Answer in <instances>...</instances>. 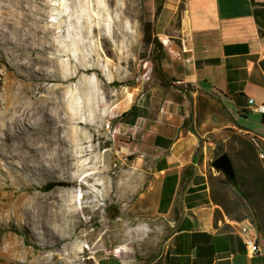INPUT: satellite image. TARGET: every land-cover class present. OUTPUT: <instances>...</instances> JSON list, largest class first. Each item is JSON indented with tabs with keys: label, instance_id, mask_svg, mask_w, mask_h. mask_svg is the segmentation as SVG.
I'll return each instance as SVG.
<instances>
[{
	"label": "rangeland",
	"instance_id": "rangeland-1",
	"mask_svg": "<svg viewBox=\"0 0 264 264\" xmlns=\"http://www.w3.org/2000/svg\"><path fill=\"white\" fill-rule=\"evenodd\" d=\"M40 1H45L42 14L46 16L34 11L35 0L30 3L0 0V126L12 116L19 91L30 101L54 85L61 86L63 89L55 91V95L64 91L62 99L66 108L74 116L83 115L65 123L70 127L68 138L77 158L70 171L74 177L48 171L33 176L19 158L12 156V141L5 140L2 131L0 264H99L100 258L114 256L137 264H157L162 259L168 228L156 210L151 157H140L139 149L133 152L138 136L119 127L122 114L144 96L153 92L159 99L171 86H183L177 82L178 69L172 49L179 44L181 18L177 12L171 20L159 19L161 12L156 10L162 0ZM50 29H54L53 43L49 41L51 47L46 55L58 57L62 64L71 61L69 69L63 66L68 75L64 74L59 81L56 77L32 78L26 64L34 49L42 48L39 43L35 44L36 48L30 46L31 33ZM156 35L163 49L154 48ZM78 49L81 55L77 53L75 57ZM162 70L167 77H163ZM92 98L97 104L96 113L89 107ZM78 102L83 109L78 107ZM62 113L59 116L65 118L66 114ZM44 125L40 121L36 127L41 130ZM226 135V146L217 144L208 149L206 171L211 199L217 205L216 217L250 220L258 227L254 209L236 184L213 167L215 148L219 146L230 153L234 166H243L238 148L231 146L238 143L239 135L232 131ZM260 145L264 149V143ZM82 162L84 167L80 166ZM86 174L93 178L89 184L84 183V188L78 182L75 184L73 180ZM68 190L72 192L67 198L75 202L74 207L67 205L68 210L81 205L80 192L85 207L80 212L81 218L76 219L78 222L70 217L66 224H61L51 214L56 210L53 205L65 204L64 194ZM259 231L264 249V235Z\"/></svg>",
	"mask_w": 264,
	"mask_h": 264
},
{
	"label": "crops",
	"instance_id": "crops-1",
	"mask_svg": "<svg viewBox=\"0 0 264 264\" xmlns=\"http://www.w3.org/2000/svg\"><path fill=\"white\" fill-rule=\"evenodd\" d=\"M254 1H161L159 19L170 20L184 3L172 49L177 82L190 83V95L179 86L159 99L151 92L120 120L139 138L132 151L151 157L156 210L168 228L160 264H264V249L247 252L242 221L216 217L206 171L208 149L226 146L229 131L264 143V113L254 109L264 101V0ZM99 264L137 262L114 256Z\"/></svg>",
	"mask_w": 264,
	"mask_h": 264
},
{
	"label": "bare ground",
	"instance_id": "bare-ground-1",
	"mask_svg": "<svg viewBox=\"0 0 264 264\" xmlns=\"http://www.w3.org/2000/svg\"><path fill=\"white\" fill-rule=\"evenodd\" d=\"M27 1H28V3H30V1H32V0H27ZM35 1H37V4H34L35 6L33 5L34 7H36V9H34V7H33L34 11L36 10L37 13L42 14V9L44 7L43 3L45 1L43 3L40 0H35ZM23 2H24V0H23ZM91 8H92V5H91ZM93 11H95V10H93ZM30 15H32V14H30ZM42 15L46 16V13L42 14ZM96 19H98V18L96 17ZM11 20H13V19L11 18ZM39 20H43V18H40ZM29 22L31 23V21H29ZM25 24H23V26ZM12 25H14V24H12ZM39 27H41V26H39ZM53 31H54V29H52V30L50 29V31L49 30L48 31H42V33H39V32L37 33L35 31V32L31 33V36H30L31 39H29V40H31L30 46L31 45L35 46L36 43H39L42 46V48H40V49L39 48L37 49L35 46V48H36V49H34L35 53L32 54L33 56H31V54H29L31 56V58L30 59L27 58V59H29V62L27 61L28 63H26V64H29L28 65L29 74L31 75L32 78H37V80H45V79L47 80V79H51V77H56L55 80L59 81V80L63 79L64 74L68 75V72H66V70L63 69V66L66 67V69H69L68 66L71 64V61H67V62H64V64H62L60 61H58L59 60L58 57L49 58L46 55L47 48L50 46L48 44L49 41L53 43V37H52ZM166 39H168V38H166ZM26 43H28V42H26ZM23 44H24V42H23ZM40 45H39V47H40ZM34 46H33V48H34ZM78 51H79V49L77 51H75V57H78V54H77V53H79ZM25 52H26V50H25ZM27 54H26V56H27ZM67 54H69V52H67ZM16 55H17V53H16ZM79 55H81V53H79ZM78 65L80 66V64H78ZM52 67H53V69H51ZM84 70H88V68L84 69ZM25 83H26V81H25ZM61 88H62L61 86L58 87V86L54 85L52 88L47 89L45 94H43L37 98L35 97V99L32 97L34 100L30 99V101L25 100L27 98V95L25 93H23L22 90H21L22 92L19 91L17 93V98H18L17 102L18 103L14 107V111L12 113V116L8 113L11 117L9 118V120L4 125L1 124V126H0V135H1L2 131H4L5 140H7L9 142L12 141V144H10V147L12 149V153H11V151H10V153L12 154L13 157L19 158L25 164L24 167L28 171L32 172L33 176L38 175L39 173L48 171V173L49 172H51V173L60 172L62 174V176L65 175L67 177H74V175H72L70 173V171L72 168H74L75 163L73 161L77 157L74 156V154H73L72 143H70L71 139L68 138L69 134H70L69 133L70 127L65 125V123L71 122L72 120H75V119H79V118L81 119V118H83V115L74 116L75 113L70 112L66 108V104H65L64 100L62 99V93H64V91L63 92L60 91L59 95H55V91L61 90ZM74 91H76V88L74 89ZM82 106L83 105L80 102H78V107L80 109H83ZM89 107L91 108L92 112H94V113L97 112V104L93 98L90 101ZM62 112H64L66 114L65 118H62L59 116ZM40 121H43L46 124L43 126L44 128H42V129L40 128L41 130H39V128L36 127V125L39 124ZM62 122L64 124H61ZM81 122L82 121H80V122L77 121V123H79V124ZM74 128H75V126L72 127V129H74ZM65 129H67V130H65ZM62 133H63V135H62ZM0 144H1V142H0ZM80 166L84 167L83 162L80 163ZM92 180H93V178L88 177V174H86V175L82 176V178L76 179L73 181L75 182V184L78 182L82 186L84 183L89 184L90 181H92ZM68 181H71V180H68ZM61 182H63V181H61ZM96 185H97V183L93 184V186H95V187H96ZM71 192L72 191H70V190L65 191V194H64L65 204L63 203V204H61V206L60 205L58 206V204L53 205V207H55L56 210L51 215L55 216L57 221H59L61 224H66L67 221H69L70 217H73L75 219V222H78V220H76V219L81 218L80 212L85 207L82 205V200H81L84 197V195L82 194V192H80L79 193V199H80L81 205L78 206L77 209H74V210L72 209L73 211L68 210L67 205H71V207H74V204H75L73 199L69 200L66 196L68 193H71ZM77 195H78V193H77ZM46 205H48V204H46ZM50 205H52V204H50ZM36 206H37V204H36ZM47 209L48 208H46V210ZM47 211L50 212L49 210H47ZM49 214L50 213H48L46 216H49ZM36 219H38V218H36ZM111 225H112V223H111Z\"/></svg>",
	"mask_w": 264,
	"mask_h": 264
},
{
	"label": "trees",
	"instance_id": "trees-1",
	"mask_svg": "<svg viewBox=\"0 0 264 264\" xmlns=\"http://www.w3.org/2000/svg\"><path fill=\"white\" fill-rule=\"evenodd\" d=\"M253 2H255L253 0ZM162 8V3H158L156 13ZM184 8V3H181L180 9L178 11V17L181 18V13ZM154 48L157 46L160 49H163L162 42H160L159 37L156 35L153 38ZM180 43V40L178 41ZM163 77H167V74L164 70L160 71ZM164 85H168L166 81L163 82ZM188 86H179L180 88L187 91L188 96L190 95L191 84ZM188 124V120H185V125ZM120 130L132 132V128H123L120 125ZM259 144L260 140H257ZM233 149L238 148V152L241 155L243 160L242 168L237 167L236 169V180L237 188L242 194L246 202L254 209L255 217L258 221V229L263 232L264 235V158H261L259 155V146L251 138H246L244 136H238V143L231 145ZM227 152L224 147L219 146L215 148V157L217 158L222 153ZM230 154V153H229ZM231 156V155H230ZM232 158V157H231ZM189 168L185 170L183 182L189 180ZM160 264V263H157Z\"/></svg>",
	"mask_w": 264,
	"mask_h": 264
},
{
	"label": "built area",
	"instance_id": "built-area-1",
	"mask_svg": "<svg viewBox=\"0 0 264 264\" xmlns=\"http://www.w3.org/2000/svg\"><path fill=\"white\" fill-rule=\"evenodd\" d=\"M250 104H254L255 100L250 98ZM256 111L264 113V101L254 107ZM256 144L259 146V155L261 158H264V149L261 147L257 139H254ZM258 228L250 220H244L238 225V231L244 239L247 252L254 255L262 251V243L258 233Z\"/></svg>",
	"mask_w": 264,
	"mask_h": 264
},
{
	"label": "water",
	"instance_id": "water-1",
	"mask_svg": "<svg viewBox=\"0 0 264 264\" xmlns=\"http://www.w3.org/2000/svg\"><path fill=\"white\" fill-rule=\"evenodd\" d=\"M212 164L215 169L223 172L227 177L230 178V180L234 182V184H237L236 169L233 160L228 152H224L220 156L215 158Z\"/></svg>",
	"mask_w": 264,
	"mask_h": 264
}]
</instances>
